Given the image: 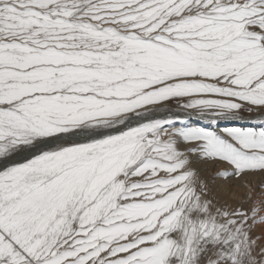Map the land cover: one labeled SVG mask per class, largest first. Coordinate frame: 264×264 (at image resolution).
Masks as SVG:
<instances>
[{"label":"snow or ice","instance_id":"obj_1","mask_svg":"<svg viewBox=\"0 0 264 264\" xmlns=\"http://www.w3.org/2000/svg\"><path fill=\"white\" fill-rule=\"evenodd\" d=\"M0 264H264V0H0Z\"/></svg>","mask_w":264,"mask_h":264},{"label":"rangeland","instance_id":"obj_2","mask_svg":"<svg viewBox=\"0 0 264 264\" xmlns=\"http://www.w3.org/2000/svg\"><path fill=\"white\" fill-rule=\"evenodd\" d=\"M252 122H253V117H249L246 114V119L244 121H241L240 123H252ZM227 123H228L227 121L223 122L221 124V127ZM229 126H234V125L229 124ZM235 126H239V124H235ZM193 167L195 169L199 170L203 179L209 181V183H212V178L216 175L217 171L225 170L227 168V165H212V164L194 162ZM246 179L250 180L253 184H256V183H258L260 178H258V177H247ZM214 188L217 190V192H219L218 195L220 197L223 195V199H227V197H228L227 200H230L233 202L237 199L238 194H243L247 190L246 186H244V180H240V181L232 180V181H228V182L217 180V181H215ZM227 191H229V193H227ZM221 192H222V194H220Z\"/></svg>","mask_w":264,"mask_h":264},{"label":"bare ground","instance_id":"obj_3","mask_svg":"<svg viewBox=\"0 0 264 264\" xmlns=\"http://www.w3.org/2000/svg\"><path fill=\"white\" fill-rule=\"evenodd\" d=\"M233 125L235 126V124H233ZM222 188H223V187H222ZM222 188H221V189H222ZM219 190H220V189H219ZM220 191H221V190H220ZM224 192H225V191H224ZM224 192H223V193H224ZM227 193H229V191H227ZM218 194H219V192H218ZM220 194H222V192H221ZM224 195H225V194H224ZM226 195H227V194H226ZM221 197H222V199H223V195H222ZM224 197H225V196H224ZM227 199H228V197H227Z\"/></svg>","mask_w":264,"mask_h":264}]
</instances>
